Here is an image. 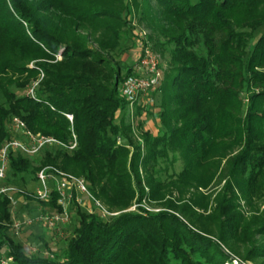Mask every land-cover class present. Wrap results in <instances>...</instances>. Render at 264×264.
I'll return each instance as SVG.
<instances>
[{
    "label": "trees",
    "instance_id": "trees-1",
    "mask_svg": "<svg viewBox=\"0 0 264 264\" xmlns=\"http://www.w3.org/2000/svg\"><path fill=\"white\" fill-rule=\"evenodd\" d=\"M135 16L152 31L153 49L170 54V69L152 94L157 134L143 130L153 107L136 105L145 155L133 147L122 92L134 66L122 69L111 60L125 50L123 37L138 38ZM41 73L35 96L24 94ZM1 99L0 148L13 139L15 117L67 147L73 133L77 139L75 150H47L43 161L12 157L9 184L25 187L50 166L83 178L93 197L113 208L130 207L135 198L139 206L107 220L98 208L88 213L74 204L77 227L65 249L31 232L39 252L49 255L38 256L15 242L4 198L0 264H228L229 241L245 242L253 224L264 236V211L249 223L239 211L241 200L249 208L264 203V0H0ZM65 114L73 115V125ZM170 155L183 169L163 181L156 167ZM224 173L208 217L193 211L208 209L203 194L178 205L166 200L171 190H208ZM28 197L27 210L34 202ZM57 199L53 193L49 203H34L56 213ZM145 201L161 210L141 207ZM207 220L218 224V235ZM21 231L25 239L28 230Z\"/></svg>",
    "mask_w": 264,
    "mask_h": 264
},
{
    "label": "rangeland",
    "instance_id": "rangeland-1",
    "mask_svg": "<svg viewBox=\"0 0 264 264\" xmlns=\"http://www.w3.org/2000/svg\"><path fill=\"white\" fill-rule=\"evenodd\" d=\"M133 23L131 24V28L133 29V34L138 36L134 40L129 39L128 36L123 37L121 41L122 47H124V51H118L112 56V61L115 62L117 65L122 67L124 69L125 67L134 66L136 61V52L139 50L140 47L146 46L151 51H153L158 59H159V70L161 71L162 80L164 77V74L170 69V54L169 52L161 53L158 49H153V43L150 41V37L153 35L152 31L148 30L145 23H141L138 21V16L133 17ZM126 32V30L124 29ZM94 47V45H91ZM128 56L126 59L124 57ZM56 61H60L61 57L57 56ZM125 59V60H124ZM31 67H34L33 64ZM44 74L41 73L39 79L32 83L25 91L24 94H27L29 90H31L35 85H37V88L39 87L40 82L43 80ZM162 83V81H161ZM123 88V85H122ZM153 103V109L154 113L152 115H149L146 117V121L143 124V130L147 131L151 129L154 134H157V127L159 128V118H158V110L154 107L156 102L153 98V96L144 97L141 96L139 98L138 103L143 104L149 101ZM2 101V99L0 100ZM136 107L134 106L132 109L129 107V112L131 113V118L128 119V123L132 126V134L131 137L134 141V146H141V152L143 155L147 152V147L144 144L142 140L141 133L138 129L139 124V118L135 116L136 114ZM149 107V106H148ZM119 122V120H118ZM123 142V141H121ZM134 152V151H132ZM46 157V153H43L37 158H34L32 160L36 161H43ZM35 167H39L40 165L35 162L33 164ZM45 168V167H43ZM42 168V169H43ZM183 169V162L180 158L174 159L171 155L167 160H160L158 166L156 167V170L159 172L157 177H160L161 180L167 181V178L172 176L173 174H178ZM143 169L142 166L140 167V173L141 175ZM226 178L227 174L224 173L221 176H218L213 185L208 190H199L196 191L193 188H189L187 190L182 191L183 193L178 192L177 190L174 191H168L166 194V200L173 201L177 203L178 200L182 199L184 202H188L190 198H193L194 195L197 197H200L202 194L205 195L208 199V209L204 210L201 207H194L193 211L198 215L201 214L202 216L208 217L211 215L213 210L216 208V198L219 195V193L222 191L226 184ZM37 181L33 180L31 178H27V183L25 187H16L17 189L25 192L26 194L17 195V206L11 211V222L14 225L16 223H23L25 230H28L25 234V239H23L21 232L17 234L14 229V235H15V242L17 244H20L23 246L26 253H32L31 248L36 249V252L34 254L38 256H49L47 253L39 252L40 245L38 244V240L35 239V236L31 235V232H34L36 235L44 237V239L51 243L52 247L56 249H65L67 247L68 241L73 237L74 229L77 227V223L74 218V210L73 206L74 203H71L70 206V222L66 226H59L57 229H49L48 226L39 223L37 220L40 218L42 214H49L53 215L56 214L55 212H51L49 208H44V206H37L35 203L37 200H34V202H30V208L24 209L23 204L30 198V194H32L36 188H37ZM31 199V198H30ZM82 201V205H79L80 209L84 212L93 213L95 211L94 204L89 201L88 197H80L79 198ZM94 199L99 202V204L109 213L104 218L107 220H111L113 218H116L122 214L128 213V212H134L136 211L137 207L139 205L136 204V199L132 202V205L127 208H113L109 205H107L104 201L98 200L94 197ZM207 203V202H206ZM41 204V203H40ZM240 207L239 211L241 212L242 216L247 220V223L251 222V219L254 218V216H257V214H261L264 211V203L260 204V207L258 208H249L243 200L239 201ZM42 205V204H41ZM85 205V206H84ZM141 207L146 208L147 210L151 212H158L160 211V206L158 204L153 203L152 206L149 205L148 201L143 202ZM178 212V210H176ZM101 213V212H100ZM184 217L187 219L188 215H184ZM230 224V223H229ZM206 226L210 228L212 233L214 235L219 234V227L217 223H213L211 220L206 221ZM258 228H260L257 225L251 227H247V232L244 234L245 242L242 240L240 242H234L229 241L228 245H226V250H231V256L233 258V263L228 264H264V251L261 252V250L264 248V236L261 235L260 231H257ZM229 230V229H228ZM247 240V242H246ZM249 240V241H248ZM253 250V251H252Z\"/></svg>",
    "mask_w": 264,
    "mask_h": 264
},
{
    "label": "built area",
    "instance_id": "built-area-1",
    "mask_svg": "<svg viewBox=\"0 0 264 264\" xmlns=\"http://www.w3.org/2000/svg\"><path fill=\"white\" fill-rule=\"evenodd\" d=\"M135 57V75L126 79L122 88L123 95L129 102L130 109L137 105L141 96L148 98L156 93L162 81L161 71L158 68L159 59L153 51L146 46H142L136 52ZM36 89L37 85L29 90L27 95L34 97ZM142 105L144 108L148 106L149 108L153 107V103L150 102V100ZM64 116L69 123L73 125V115L65 114ZM10 129L13 134V139L5 142L0 148V201L4 198L8 199L13 210L18 204L17 195L19 196L26 193L8 183L11 158L17 156L35 158L42 155L47 150L54 148H65L69 151H73L77 148V139L73 133V142L67 147L54 137L33 133L26 123L18 117L11 120ZM36 181L38 183L37 188L30 196L38 202L49 203L52 200L53 193L58 195L57 204L61 210L53 215L42 214L37 220L39 223L48 226L49 229L54 230L61 225L66 226L70 222L71 203L82 205V201L79 198L83 196L88 197L89 201L101 211L103 218L109 214L99 202L94 199L83 178H78L49 166L38 172ZM23 225V223H16L14 225L17 234L21 232V227ZM31 250L32 253L36 252L34 248H31ZM11 262L12 259H9L3 261L2 264H9Z\"/></svg>",
    "mask_w": 264,
    "mask_h": 264
},
{
    "label": "crops",
    "instance_id": "crops-1",
    "mask_svg": "<svg viewBox=\"0 0 264 264\" xmlns=\"http://www.w3.org/2000/svg\"><path fill=\"white\" fill-rule=\"evenodd\" d=\"M127 57H128V56H126V57H124V58L126 59ZM125 59H124V60H125Z\"/></svg>",
    "mask_w": 264,
    "mask_h": 264
}]
</instances>
